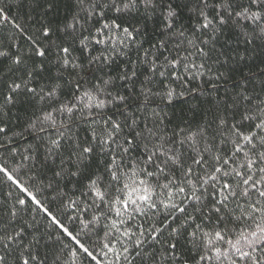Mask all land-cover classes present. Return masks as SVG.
<instances>
[{"label": "snow or ice", "instance_id": "obj_1", "mask_svg": "<svg viewBox=\"0 0 264 264\" xmlns=\"http://www.w3.org/2000/svg\"><path fill=\"white\" fill-rule=\"evenodd\" d=\"M35 4L31 33L13 22L26 50L15 37L0 46V149L31 138L11 149L17 167L0 162L20 193L0 209V264H60L53 227L73 264L80 253L94 264H264V0ZM9 19L0 7V24ZM177 105L187 108L166 111ZM21 168L77 213L103 260Z\"/></svg>", "mask_w": 264, "mask_h": 264}, {"label": "trees", "instance_id": "obj_2", "mask_svg": "<svg viewBox=\"0 0 264 264\" xmlns=\"http://www.w3.org/2000/svg\"><path fill=\"white\" fill-rule=\"evenodd\" d=\"M35 6V0H0V7L4 8L10 17L9 22L0 24V46L7 47L8 44L11 43V40L4 39V37H15L17 43L22 45L26 50L28 42L25 37L19 34L18 30L13 27V22L23 25L26 29H28L29 33H31V25L36 19H38V10H33ZM13 51H15V49H13ZM2 59L3 58H0V60ZM229 87L231 86L229 85ZM221 95H223V90H221ZM181 107L186 109L187 105H177L175 109L169 108L166 109V111H168L170 115L173 112L176 115H179ZM14 130L22 131L21 128H15V124ZM14 140L15 142L12 145H8V151L0 149V162L7 161L9 168H15L21 163L20 155L13 157L11 149L15 148L19 153L22 154L24 148H26L31 142L30 137L27 140L21 137H15ZM16 175H18L24 182L29 183L30 187H32V184H35V187L32 188L34 192H36V188H40L41 190L36 192L38 198L44 201L47 206L51 208V210L62 220V222L70 229V231H72L74 234L79 233V238L81 241L91 250H93L94 253L97 254L98 258L103 260L101 250L97 245L98 237L94 235L92 231L84 229L79 223V220L69 219V217H75L77 213L71 209L63 208L61 206L62 198L57 196L56 192L51 189L44 188L43 185L40 184L39 180L29 182V176L32 175V173H30L26 168H21L20 171L16 173ZM40 179H42L45 184L47 183L46 177L41 176ZM8 192L12 193L13 198L20 194L15 185L11 184V182L8 181L6 177L3 176V174H0V209L4 208L5 203H7L9 206L12 203V200L7 196ZM54 196L57 198L53 199ZM3 215V211H0V216ZM32 215L33 213H31L29 210L24 219L31 222ZM35 215L36 222H38L37 226L39 227L40 231H45L50 223L49 220L43 213L38 212ZM51 234L53 236V240L49 241L51 252H54L56 255L60 256V264H73L72 258L68 253V249H64L63 252H61L60 248L62 247V244L55 239L57 235H60V230L53 227L51 229ZM100 235L102 236L103 233L101 232ZM62 242L64 244H68L69 248L76 247V245L66 236L62 237ZM9 259L11 260V257ZM52 259H54V256L50 254L49 261L51 262ZM74 264H94V262L87 258L83 253H80V255L75 259Z\"/></svg>", "mask_w": 264, "mask_h": 264}]
</instances>
